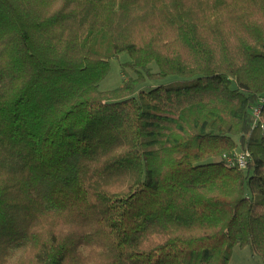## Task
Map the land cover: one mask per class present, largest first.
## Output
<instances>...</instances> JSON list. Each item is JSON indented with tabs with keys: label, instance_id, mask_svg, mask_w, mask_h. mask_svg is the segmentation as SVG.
<instances>
[{
	"label": "trees",
	"instance_id": "trees-1",
	"mask_svg": "<svg viewBox=\"0 0 264 264\" xmlns=\"http://www.w3.org/2000/svg\"><path fill=\"white\" fill-rule=\"evenodd\" d=\"M236 247L264 264V0H0V264Z\"/></svg>",
	"mask_w": 264,
	"mask_h": 264
},
{
	"label": "rangeland",
	"instance_id": "rangeland-1",
	"mask_svg": "<svg viewBox=\"0 0 264 264\" xmlns=\"http://www.w3.org/2000/svg\"><path fill=\"white\" fill-rule=\"evenodd\" d=\"M130 63V58L126 54H122L118 57L117 60L111 61L110 74L109 76L101 83L100 89L102 91H111L116 88H120L124 85V82L128 79L136 78V72L126 67V64ZM153 73H158L155 64L149 66ZM181 81L179 78H168L162 82H152L149 81L145 85L138 88L137 93L142 91L149 92L150 90L162 86H171L175 82ZM239 156L241 155L238 153ZM15 258L12 260V264L17 262V259L22 255L20 251L15 252ZM233 259L231 264H263L260 257L255 256L250 247L241 250L239 247H236L232 255Z\"/></svg>",
	"mask_w": 264,
	"mask_h": 264
},
{
	"label": "built area",
	"instance_id": "built-area-1",
	"mask_svg": "<svg viewBox=\"0 0 264 264\" xmlns=\"http://www.w3.org/2000/svg\"><path fill=\"white\" fill-rule=\"evenodd\" d=\"M255 115L257 116V118H260V117H261V115H260V111L257 110V111L255 112ZM238 153H240V152H239V151H235V152H234L235 157H234V158H233V157H229L228 162H229L232 166H239V167H241V168H245L244 166H245V163H246V157H247L248 155L246 156V155L240 153L241 155L239 156Z\"/></svg>",
	"mask_w": 264,
	"mask_h": 264
}]
</instances>
